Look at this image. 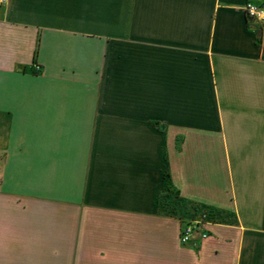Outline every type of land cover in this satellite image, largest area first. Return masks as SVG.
Instances as JSON below:
<instances>
[{"label": "crops", "instance_id": "crops-1", "mask_svg": "<svg viewBox=\"0 0 264 264\" xmlns=\"http://www.w3.org/2000/svg\"><path fill=\"white\" fill-rule=\"evenodd\" d=\"M248 3L264 9L0 8V264H264V21Z\"/></svg>", "mask_w": 264, "mask_h": 264}, {"label": "built area", "instance_id": "built-area-1", "mask_svg": "<svg viewBox=\"0 0 264 264\" xmlns=\"http://www.w3.org/2000/svg\"><path fill=\"white\" fill-rule=\"evenodd\" d=\"M8 2L9 0H0V8L7 5ZM244 10L250 18H255V19L264 21V9H261L256 5L248 3L245 5ZM204 219L205 217L203 218V220ZM203 220H202V223H204ZM202 223L199 222L198 225H201ZM196 226L197 225L195 223H189L183 228L182 234H181V239L183 243H188L191 241L192 236L194 235L196 231ZM201 237L204 239L207 237V234L203 233Z\"/></svg>", "mask_w": 264, "mask_h": 264}]
</instances>
